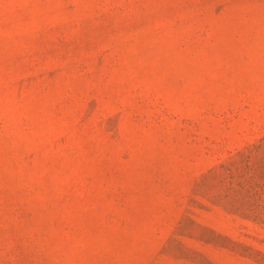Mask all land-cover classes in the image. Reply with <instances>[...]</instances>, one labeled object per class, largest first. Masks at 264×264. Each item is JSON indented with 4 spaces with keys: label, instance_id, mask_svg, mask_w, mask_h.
I'll use <instances>...</instances> for the list:
<instances>
[{
    "label": "rangeland",
    "instance_id": "obj_1",
    "mask_svg": "<svg viewBox=\"0 0 264 264\" xmlns=\"http://www.w3.org/2000/svg\"><path fill=\"white\" fill-rule=\"evenodd\" d=\"M0 264H264V0H0Z\"/></svg>",
    "mask_w": 264,
    "mask_h": 264
}]
</instances>
